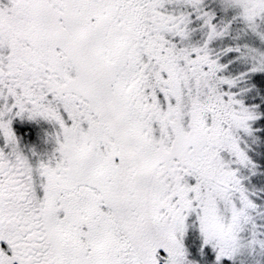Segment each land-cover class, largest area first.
<instances>
[{"label": "snow or ice", "instance_id": "snow-or-ice-1", "mask_svg": "<svg viewBox=\"0 0 264 264\" xmlns=\"http://www.w3.org/2000/svg\"><path fill=\"white\" fill-rule=\"evenodd\" d=\"M0 264H264V0H0Z\"/></svg>", "mask_w": 264, "mask_h": 264}]
</instances>
